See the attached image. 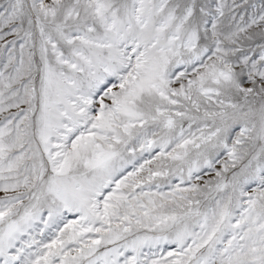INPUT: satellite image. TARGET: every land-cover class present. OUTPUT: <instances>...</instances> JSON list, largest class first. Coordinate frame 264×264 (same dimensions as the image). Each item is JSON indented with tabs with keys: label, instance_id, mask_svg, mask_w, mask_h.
I'll return each mask as SVG.
<instances>
[{
	"label": "snow or ice",
	"instance_id": "snow-or-ice-1",
	"mask_svg": "<svg viewBox=\"0 0 264 264\" xmlns=\"http://www.w3.org/2000/svg\"><path fill=\"white\" fill-rule=\"evenodd\" d=\"M0 264H264V0H0Z\"/></svg>",
	"mask_w": 264,
	"mask_h": 264
}]
</instances>
